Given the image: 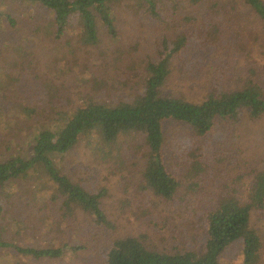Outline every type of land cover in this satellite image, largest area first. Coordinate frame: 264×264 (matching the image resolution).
Masks as SVG:
<instances>
[{"label": "rangeland", "instance_id": "obj_1", "mask_svg": "<svg viewBox=\"0 0 264 264\" xmlns=\"http://www.w3.org/2000/svg\"><path fill=\"white\" fill-rule=\"evenodd\" d=\"M153 2L154 15L142 0L113 3L114 31L98 24V41L86 44L78 23L71 22L57 38L49 10L0 0V160L18 153L28 157L37 131L54 129L90 100L114 106L133 99L142 89L147 63L159 58L163 38H190L188 50L171 60L163 85L167 94L199 102L240 88L248 69H255L252 78L264 88V24L243 0ZM211 3L220 9L218 19L211 20L218 23V33L206 45L202 18ZM164 136V161L179 181L172 200L146 185L148 148L136 136L123 135L107 144L96 134H82L55 159L72 181L92 192L105 191L102 207L111 226L97 225L79 211L64 215L55 185L43 176L1 184L4 240L22 247L68 244L83 249H67L59 258L0 249V264H104L103 250L124 237H140L168 251L200 246L202 211L231 187L244 200L250 171L264 168V115L251 120L243 112L238 121H218L202 138L184 123L168 122ZM228 149L235 152L223 160ZM239 175L230 185L229 177ZM252 224L264 238V216L253 215ZM239 248L226 250L222 260L239 263Z\"/></svg>", "mask_w": 264, "mask_h": 264}, {"label": "trees", "instance_id": "obj_2", "mask_svg": "<svg viewBox=\"0 0 264 264\" xmlns=\"http://www.w3.org/2000/svg\"><path fill=\"white\" fill-rule=\"evenodd\" d=\"M21 1L45 8L53 14L54 36L57 38L71 22L78 23L82 41L86 44L98 41V24L102 23L114 31L110 18L113 16L112 4L118 0ZM142 1L153 15L157 14L154 0ZM243 1L264 24V0ZM188 2L196 5L202 0ZM219 15L220 9L211 3L202 18L205 39L208 41H205L206 45L213 44L217 38L218 23L211 20L218 19ZM189 42L190 38L186 34H178L172 40L162 39L159 58L147 63V76L143 79L142 89L133 99L122 100L114 106L90 100L68 113L54 129L37 131L28 157L18 153L0 160V185L12 179L43 176L55 185L64 215L79 211L90 216L97 225L111 226L102 207L105 191L92 192L72 181L61 171L55 159L62 158L70 151L82 134H96L102 143L107 144L114 143L120 136L131 135L141 138L148 148L143 171L146 185L157 196L172 200L179 181L167 169L164 161L166 123H184L196 137L202 138L214 130L218 121H238L243 112L251 120L264 115V88L252 78L255 69L247 70L240 88L209 94L199 102L165 93L163 85L171 71V60L173 56L178 57L186 52ZM223 152L224 160L228 153H234L235 150ZM250 175L251 181L244 200L231 187L218 197L216 204L202 211L204 239L200 246L168 251L151 246L140 237L116 238L103 250L104 264H227L222 260V254L235 246H240V259L236 264H264V238L252 224L253 215L264 216V168L255 167ZM240 178V175L229 177V184L233 186ZM2 212L3 207L0 205V219ZM0 249H14L35 258H59L67 249L73 252L83 249V246L63 244L42 248L22 247L3 239L0 225Z\"/></svg>", "mask_w": 264, "mask_h": 264}]
</instances>
